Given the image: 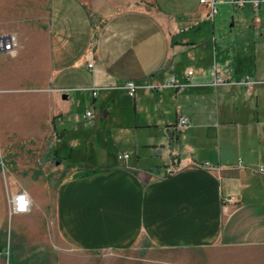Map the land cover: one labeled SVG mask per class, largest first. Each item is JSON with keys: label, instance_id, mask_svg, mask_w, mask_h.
<instances>
[{"label": "crops", "instance_id": "crops-1", "mask_svg": "<svg viewBox=\"0 0 264 264\" xmlns=\"http://www.w3.org/2000/svg\"><path fill=\"white\" fill-rule=\"evenodd\" d=\"M238 8L217 35L200 0H0V33L19 40L0 55V107L33 104L22 127L0 121V264L147 247L264 264V7ZM142 151L163 167H141ZM172 153L188 166L171 174ZM88 157L101 166L71 162ZM20 191L30 210L11 214Z\"/></svg>", "mask_w": 264, "mask_h": 264}, {"label": "rangeland", "instance_id": "rangeland-1", "mask_svg": "<svg viewBox=\"0 0 264 264\" xmlns=\"http://www.w3.org/2000/svg\"><path fill=\"white\" fill-rule=\"evenodd\" d=\"M263 5L264 1H262L261 3V8L264 7ZM216 9L217 13L213 17V23L212 21H210L208 23V28L210 29V31H215V34L217 35L221 32L224 34L228 33L232 24V16L235 15V11H238L239 8H234L231 4L228 5V3H222L216 4ZM259 9L260 8L256 10H250L249 13H251L252 18L259 16ZM200 28H204V25H201L199 28L191 29L190 31H198ZM249 29H253L252 21H249ZM121 95L122 94H119L117 96L118 103L123 104V96ZM32 106V101L27 96L22 98L15 97L12 100H7L5 102V106L0 107V121L4 119L9 127L20 128L25 124L26 121V116H24L23 111H29ZM79 110L83 111V105L79 107ZM98 110H101V108L98 109L97 107L96 112H98ZM116 136L117 135H114V137ZM50 137L51 139L54 138L53 133H51ZM118 141L119 140L116 139L114 144H109L108 149L113 156L116 153V148L120 149L123 146V142ZM141 155L144 160L142 163H140L141 167H163L164 161L160 158L155 157L156 155L154 154V152L147 153V151H142ZM150 156L152 157V159L149 158ZM75 161V158L71 159L72 164L81 165L83 168H86L88 170L101 166L99 163L97 164V162L91 161L89 157L87 160L84 159L82 163L80 161ZM50 168L52 169L53 165H51ZM50 171L51 170H47V172ZM54 173H57V171L54 172L53 170L52 172H50V175L52 174V177L54 178L50 182L53 184V186H56L59 183L60 179L57 178V175L54 176ZM49 238L47 239V241L49 240ZM48 247L49 245H47V248ZM60 251L62 254V258L56 259V264H209L205 262V260L199 262L201 260L199 259L198 255L193 254L192 252L187 250H160L159 248L153 249L147 247L144 251L132 250L117 254H107L106 252L105 254H76L67 248H61Z\"/></svg>", "mask_w": 264, "mask_h": 264}, {"label": "built area", "instance_id": "built-area-1", "mask_svg": "<svg viewBox=\"0 0 264 264\" xmlns=\"http://www.w3.org/2000/svg\"><path fill=\"white\" fill-rule=\"evenodd\" d=\"M228 3H231L234 7H239L242 6L245 2H250L252 8L254 10L258 9L260 6L261 2L264 0H225ZM219 1L217 0H200L201 4L207 5L209 8V16L210 18L213 17V15H216L217 9H216V4ZM16 37L15 34L12 33H0V55L3 56H9L13 57L16 55L18 49H19V40ZM92 64H88V67H91ZM192 71H188L187 75L190 76ZM214 73H215V83L216 84H224L227 82L226 78L222 75L220 68L215 67L214 68ZM241 84L245 87V90L247 92H250L252 90V84L250 82V79L248 77L243 78L241 81ZM168 85H174V80H171L167 83ZM125 89L127 91V94L130 97H133L135 95L136 91V85L133 82H129L126 84ZM93 95H96V93H93ZM86 117H90L91 113L86 112L85 114ZM188 121L184 117H179L176 123V128L177 129H182L185 126H187ZM171 165L167 169L168 173H175L181 169H184L186 166L184 160L180 159L176 153H172L171 156ZM118 160L124 161L129 158V154L127 153H122L117 155ZM192 166L196 167H201V166H208L207 164L205 165H200L196 162L191 163ZM264 171V170H261ZM30 210V200L27 196V194L24 191L18 192L16 195H14L11 199V206H10V213L11 214H26Z\"/></svg>", "mask_w": 264, "mask_h": 264}]
</instances>
